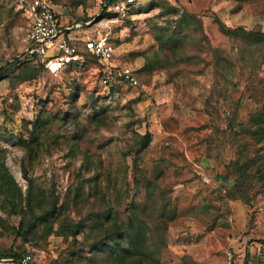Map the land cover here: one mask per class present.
I'll list each match as a JSON object with an SVG mask.
<instances>
[{"label":"rangeland","instance_id":"rangeland-1","mask_svg":"<svg viewBox=\"0 0 264 264\" xmlns=\"http://www.w3.org/2000/svg\"><path fill=\"white\" fill-rule=\"evenodd\" d=\"M51 1L105 35L139 84L110 90L86 58L20 79L37 66L12 61L32 10L0 0V175L12 180L0 184V251L33 249L32 264H227L232 243V263L264 264V141L243 129L264 109V45L215 20L264 31V0H137L107 15L97 0ZM172 31L184 39L164 42ZM114 223L141 237L125 235L124 258L91 247Z\"/></svg>","mask_w":264,"mask_h":264},{"label":"built area","instance_id":"built-area-1","mask_svg":"<svg viewBox=\"0 0 264 264\" xmlns=\"http://www.w3.org/2000/svg\"><path fill=\"white\" fill-rule=\"evenodd\" d=\"M137 0H97L100 10L117 13L125 12ZM31 8L29 25L24 38L23 50L20 57L33 63H40L45 69H57L75 65L85 60L82 49L94 55L102 67L101 80L104 84L128 83L135 85L137 78L129 66L116 63L113 58V48L105 35L89 36L83 39L70 37L68 31L80 27L79 22L62 21L50 0H25ZM205 178V177H204ZM207 179V178H206ZM233 244L229 243L226 251L227 264L232 263ZM12 261L13 258H6ZM34 260L33 249H29L19 259L17 264H29Z\"/></svg>","mask_w":264,"mask_h":264},{"label":"trees","instance_id":"trees-1","mask_svg":"<svg viewBox=\"0 0 264 264\" xmlns=\"http://www.w3.org/2000/svg\"><path fill=\"white\" fill-rule=\"evenodd\" d=\"M50 2L52 3V1L50 0ZM106 13H108V11L106 10V7H104L102 9L101 15H107ZM195 18V16L191 13H187V12H182L180 19L183 20V23L185 26H187V23L191 22V19ZM71 19H69L70 23H74L76 21H70ZM215 20L218 22L220 29L223 33L228 34L230 36H235L237 38L242 39L243 41L249 43V44H254V45H264V31L261 30H253V29H245L241 26H234V27H227L224 26L220 23L218 18H215ZM68 21V20H67ZM78 22V21H77ZM183 40L184 37H179V33H175L174 31L167 33L163 39V41L165 42H169V43H175L176 40ZM81 50H83L84 54H85V58L86 59H93L95 61H97L100 64V71H101V75H102V67L103 65L100 63V61L94 56L91 55L89 52H87L86 50L82 49V46L80 45ZM17 60L20 62H27V63H32V64H36V67H30L29 71L23 73V74H19L21 77L20 79H26V78H30V77H34L37 75V73L39 72V70L41 68H44L42 64L40 63H33L31 62L29 59H24V58H15L12 61L13 62H17ZM148 68V67H147ZM133 74L136 76V71L133 70ZM137 78V76H136ZM117 84H123V83H118L116 81H114L113 83L109 84V89L113 90L114 88L118 87ZM128 84V83H125ZM139 84L138 78H137V83L135 85L132 86H136ZM131 85V84H129ZM251 119H250V125L243 128L245 130L246 133H248L251 137H253L255 139V142H262L264 141V109L257 111L255 113H253L251 115ZM31 138H34V136L32 135ZM143 138V142H145V140L148 139V134H144L142 135ZM30 149V148H28ZM249 160H244L243 164L238 166L244 170V172L246 173L247 171V167L249 165ZM2 180V181H1ZM3 184L4 186L8 187L10 183H12V180L10 177L4 178L0 175V184ZM55 209V206H53L52 209H46L44 213H42V216L46 215V213L48 214V212H51ZM31 226H34V223H31ZM81 224H77L76 227L75 225H72V228L69 229V233H76L79 228H80ZM125 235H128L129 237V243H131V241L133 243L137 242L138 240H140V234L136 229H132V230H127L125 227H123L122 225L116 224L114 223L112 226H110L102 235H100L97 239H95L92 244L91 247L96 249V250H100L103 252H106L108 255L110 256H121L120 258H124V256L126 257V254H130L131 253V249L129 247H123V251L127 252L126 254L122 253L119 249V246L121 245ZM26 238V237H25ZM263 245H264V239H258ZM29 250V249H28ZM26 250V251H28ZM26 251L20 253L18 251H14V250H10V251H0V257H4V258H13L12 261H9L11 264H17L16 263V259H19L24 253H26ZM33 260H31L29 262V264H32Z\"/></svg>","mask_w":264,"mask_h":264},{"label":"crops","instance_id":"crops-1","mask_svg":"<svg viewBox=\"0 0 264 264\" xmlns=\"http://www.w3.org/2000/svg\"><path fill=\"white\" fill-rule=\"evenodd\" d=\"M60 19H62V18L60 17ZM62 21H65V20L62 19ZM71 31H77V32L72 34V35H70ZM99 34H100L99 32H94L93 33V31H91L89 28H83L82 26L73 27L71 30L68 31V35L70 37H74V38H77V39H83V38L89 37V36H97Z\"/></svg>","mask_w":264,"mask_h":264}]
</instances>
